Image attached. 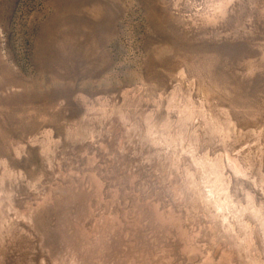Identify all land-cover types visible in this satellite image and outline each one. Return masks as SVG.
Returning a JSON list of instances; mask_svg holds the SVG:
<instances>
[{"label":"rangeland","instance_id":"rangeland-1","mask_svg":"<svg viewBox=\"0 0 264 264\" xmlns=\"http://www.w3.org/2000/svg\"><path fill=\"white\" fill-rule=\"evenodd\" d=\"M0 264H264V0H0Z\"/></svg>","mask_w":264,"mask_h":264}]
</instances>
